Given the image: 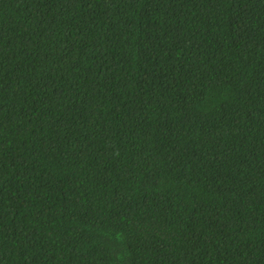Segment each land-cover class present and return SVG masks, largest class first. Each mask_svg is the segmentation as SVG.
Instances as JSON below:
<instances>
[{
	"label": "trees",
	"instance_id": "obj_1",
	"mask_svg": "<svg viewBox=\"0 0 264 264\" xmlns=\"http://www.w3.org/2000/svg\"><path fill=\"white\" fill-rule=\"evenodd\" d=\"M0 264H264V0H0Z\"/></svg>",
	"mask_w": 264,
	"mask_h": 264
}]
</instances>
